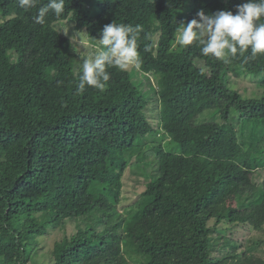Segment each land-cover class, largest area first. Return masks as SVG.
<instances>
[{
    "label": "trees",
    "instance_id": "16d2710c",
    "mask_svg": "<svg viewBox=\"0 0 264 264\" xmlns=\"http://www.w3.org/2000/svg\"><path fill=\"white\" fill-rule=\"evenodd\" d=\"M243 2L65 0L40 24L38 8L0 0V264H264V55L176 42L199 10ZM112 22L140 26L141 63L78 92L88 55L71 35L97 52ZM241 75L262 90L240 92ZM146 155L156 173L121 205L123 174Z\"/></svg>",
    "mask_w": 264,
    "mask_h": 264
},
{
    "label": "clouds",
    "instance_id": "9594fccd",
    "mask_svg": "<svg viewBox=\"0 0 264 264\" xmlns=\"http://www.w3.org/2000/svg\"><path fill=\"white\" fill-rule=\"evenodd\" d=\"M19 7L27 10L38 8L35 20L43 24L51 11L60 17L65 11V0H48L46 6H39V0H18ZM197 18L186 24L181 23L176 42L181 47L194 43L204 56L211 55L218 60L227 59L228 54L235 57L251 52V58L264 55V0H245L236 5V11L218 10L206 15L203 10L197 12ZM142 29L127 24L109 23L99 31V50L83 58L79 73L77 91L87 87L104 91L110 79L107 69L127 70L130 66L139 67L137 34ZM74 52L78 53L76 48Z\"/></svg>",
    "mask_w": 264,
    "mask_h": 264
},
{
    "label": "rangeland",
    "instance_id": "374dc122",
    "mask_svg": "<svg viewBox=\"0 0 264 264\" xmlns=\"http://www.w3.org/2000/svg\"><path fill=\"white\" fill-rule=\"evenodd\" d=\"M186 4H187V7H189L190 1H187ZM73 27H74L73 24H71V26H66L62 29V32L68 33L69 29L72 28L71 30H74ZM71 40L76 44L78 49H80L81 51H85L88 56L96 53L95 51L96 45L92 42L93 39L90 36L86 35L84 31L83 32L81 31L80 33L73 31V34L71 35ZM132 79L137 81V80L142 79V77L140 74L134 73L132 76ZM231 79L235 80V82L233 83V86L235 88H238L239 91L242 92L243 94L251 95L256 92H260L262 90L256 86L254 79L251 76H242V75L239 77L234 76V77H231ZM142 83L148 84L150 83V80L143 79ZM161 138H162V135L160 132H154L148 137H145V138L139 137L136 140V144L141 145L146 142L152 143V142H156L159 139L161 140ZM142 162L143 163L137 162L133 158L131 163L127 166L123 174V177H122L123 187H122L121 202H120L121 205L132 204L138 197L139 193L145 188L146 182L148 180V176H152L156 173L155 171L156 164L153 161L152 156L148 157L146 155ZM72 231H73L72 227L69 226L67 232L70 233ZM229 232L232 233L236 238L243 239L247 235L248 229L246 226L238 225V226H234L233 228H231ZM54 237H55V234L52 235V238ZM51 243L52 241L49 239L48 240L49 246Z\"/></svg>",
    "mask_w": 264,
    "mask_h": 264
}]
</instances>
